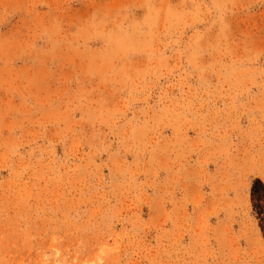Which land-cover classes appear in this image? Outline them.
Returning <instances> with one entry per match:
<instances>
[{
  "label": "rangeland",
  "instance_id": "obj_1",
  "mask_svg": "<svg viewBox=\"0 0 264 264\" xmlns=\"http://www.w3.org/2000/svg\"><path fill=\"white\" fill-rule=\"evenodd\" d=\"M0 264H264V0H0Z\"/></svg>",
  "mask_w": 264,
  "mask_h": 264
}]
</instances>
